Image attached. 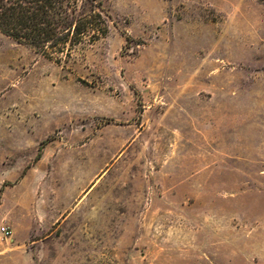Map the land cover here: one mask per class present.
I'll return each instance as SVG.
<instances>
[{
    "label": "rangeland",
    "instance_id": "obj_1",
    "mask_svg": "<svg viewBox=\"0 0 264 264\" xmlns=\"http://www.w3.org/2000/svg\"><path fill=\"white\" fill-rule=\"evenodd\" d=\"M97 1L60 62L0 32V264H264V0Z\"/></svg>",
    "mask_w": 264,
    "mask_h": 264
},
{
    "label": "trees",
    "instance_id": "obj_2",
    "mask_svg": "<svg viewBox=\"0 0 264 264\" xmlns=\"http://www.w3.org/2000/svg\"><path fill=\"white\" fill-rule=\"evenodd\" d=\"M97 0H0V32L60 62L108 33Z\"/></svg>",
    "mask_w": 264,
    "mask_h": 264
},
{
    "label": "built area",
    "instance_id": "obj_3",
    "mask_svg": "<svg viewBox=\"0 0 264 264\" xmlns=\"http://www.w3.org/2000/svg\"><path fill=\"white\" fill-rule=\"evenodd\" d=\"M1 232L5 235L8 234L6 227H1Z\"/></svg>",
    "mask_w": 264,
    "mask_h": 264
}]
</instances>
